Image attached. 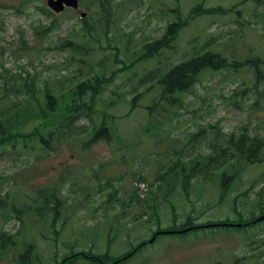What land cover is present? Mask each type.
Returning <instances> with one entry per match:
<instances>
[{"label": "rangeland", "instance_id": "374dc122", "mask_svg": "<svg viewBox=\"0 0 264 264\" xmlns=\"http://www.w3.org/2000/svg\"><path fill=\"white\" fill-rule=\"evenodd\" d=\"M79 1L77 11L58 14L46 0H0V74L3 63L22 75L18 84L35 78L38 86L49 82L60 91L58 82L75 69L65 68L70 51L60 47L69 37L95 48L80 59L91 63L99 75L114 76L103 84L96 103L100 113L113 117L109 141L86 144L90 127L55 140L47 152L38 146L15 153L11 146L0 148V196L7 202L0 206V237L10 241L3 242L7 247L0 244V264H97L85 255L105 254L109 256L105 264H112L113 258L141 243L138 252L119 264H264V220L255 223L264 216V151L262 162L247 163L232 159L231 143L232 136L237 140L242 134L264 141V95L260 98L248 90V98L242 99L235 94L254 85V70L264 76V2L112 0L116 14L106 32V17L94 11L98 4ZM178 3L187 23L173 44L151 60L122 70L146 41L164 35L169 22L178 17L173 11ZM217 6L229 10L213 13ZM81 12H86L83 18L89 12L93 15L99 43L90 40L87 31L78 34ZM245 16L241 28L239 21ZM125 37L132 39L131 45ZM23 41L32 49L18 50ZM207 41L222 48L229 61L250 60L252 66L238 68L242 71L237 74L231 67L205 71L179 104H166L169 112L159 117L162 129L154 122L155 113L132 108L136 93L144 91L138 84L132 92L141 75L166 73L197 56ZM3 86L0 77L1 90ZM260 87L264 91V82ZM25 97L23 93L4 97L1 92L0 109L23 103ZM158 98L154 87L137 101L147 106ZM49 121L35 127L41 130ZM77 124L92 126L84 116ZM177 160L186 164L184 171L170 170ZM55 187L59 201L52 192ZM52 207L57 213L47 214ZM16 209L27 211L16 215ZM250 222L254 223L246 225ZM223 223L246 226L156 237L157 232ZM76 254L80 256L73 257Z\"/></svg>", "mask_w": 264, "mask_h": 264}, {"label": "trees", "instance_id": "16d2710c", "mask_svg": "<svg viewBox=\"0 0 264 264\" xmlns=\"http://www.w3.org/2000/svg\"><path fill=\"white\" fill-rule=\"evenodd\" d=\"M96 5L97 11L96 14H100L106 17V32L111 27L110 23L112 17L116 14V10L112 7V0H91ZM252 2H264V0H252ZM179 4V3H178ZM180 5V4H179ZM178 5L177 13L181 12V7ZM195 8V7H194ZM193 8V9H194ZM228 8L222 6H217L212 9L213 13H225ZM93 15L89 14L80 19L82 25L79 24L80 28L77 30L78 34L83 35L85 31L89 36V39H95L94 42L99 43V37L95 35L96 26L93 23ZM187 21L183 20L180 16L177 17L172 23L167 25L164 35L153 42L146 41L141 47L142 52L133 54L136 57L129 62L128 65L124 66L122 70L131 69L135 67L139 62H144L154 58L159 55L161 50L170 47L176 39L178 32L181 28L186 25ZM52 25L58 27L57 22L52 21ZM240 27L245 26L244 21L239 22ZM77 29V28H76ZM108 35V33H106ZM214 41V39H213ZM125 42L131 45L132 39L130 37H125ZM87 43V42H86ZM80 45L79 42L72 38L63 39L60 43L61 48H66L70 51L69 58L65 61L64 66L68 69L71 66H74L75 69L70 73L69 77L62 79L58 82L60 91L52 87L49 82H45L42 87L36 84V79L32 78L29 81H26L24 84H18L17 81H22L23 79L20 76L13 75L10 70L5 69L3 63V82L4 86L0 93L3 92L4 97L10 93L20 94L23 93L26 95L23 103H15L11 107H7L3 110L0 109V148L11 146L13 153L18 152L20 148L27 149L31 151L32 149L42 148L44 152L53 150L54 141L59 140L63 137H73L79 135L78 133L84 132L91 127V134L89 135L91 142H99L103 139L108 141L111 139V129L110 124L112 122V116L107 115L104 112H101L96 107L97 96L103 90V84L105 86L113 79V75L106 76L105 73L98 74L95 71L91 63H87L84 59H80L79 55L85 56L92 53L93 49L87 44ZM210 44L206 43L202 51L197 54V56L181 61L173 65L170 70L164 74L159 71H153L147 74H143L139 77L136 84L133 85L132 92L137 91L138 84L143 87V92H137L131 105L132 108L143 107L148 110L150 115L156 114L157 118L154 120L155 123L159 125L162 129L163 121H159V117L163 113H168V106L178 103L182 94L189 91L188 89L195 84L198 80L199 74L207 69L212 70H227L226 68L230 64L227 56L220 49H210L206 48ZM23 48H18L21 51L31 50L32 47L28 46L25 41H23ZM1 54H4L2 51ZM115 61H119L118 55L115 57ZM80 63L82 65H80ZM68 65V67H66ZM103 65V61L99 62V67ZM85 67V69H84ZM1 77V76H0ZM138 77V76H137ZM69 80V83L67 81ZM132 80V79H131ZM130 80V81H131ZM261 82H264V76L260 70L256 71L255 83L253 86L247 85L246 89H239L236 91V96L243 98H248L250 91H255L256 94L261 98L264 95V91L259 89ZM156 87L158 89L159 98L153 104L147 106H141L138 103V99L142 98L149 91ZM62 89V90H61ZM250 90V91H248ZM120 96L116 100H119ZM1 100H3L1 98ZM0 100V101H1ZM167 104V105H166ZM57 116V119L55 118ZM86 117L92 124L88 125H78V120L80 117ZM152 117V116H151ZM51 119L47 124L44 125L41 130H39L35 125ZM152 122V124L154 123ZM29 126L30 130L28 132L23 131V128ZM35 129L33 130V128ZM16 131V132H14ZM204 133V131H201ZM18 133L19 135H15ZM56 134V135H55ZM199 136V133L197 134ZM92 137V138H91ZM235 137H231V143L234 144V155L232 159H243L247 163H256L263 161L264 151V141H260L255 136H248L247 134H242L240 137L235 140ZM229 159V158H228ZM225 163V162H222ZM184 164L181 160H177L171 166V171L176 172L184 171ZM221 165V163H220ZM165 172L159 174V180H163L165 177ZM177 174V173H176ZM59 189L56 187L52 189L53 195H55V200L59 201L60 199L57 196ZM9 198V197H8ZM7 204L5 199L0 196V206ZM48 205V200L46 201ZM48 209V207L46 208ZM46 213H57V211H52L53 207L49 209ZM27 210L16 209V215L22 214ZM8 213L9 211H5ZM39 214L44 215L43 211H39ZM254 222L247 223L246 225H252ZM245 224L243 226H246ZM214 226V225H208ZM242 226V227H243ZM10 242L9 239H4L0 237V243ZM4 246V245H2ZM144 243H141L136 248H134L130 253L122 255L113 259L117 264L127 260L131 255L138 252ZM91 260L101 262V260L109 258L108 255H103L102 257H94L92 255H85Z\"/></svg>", "mask_w": 264, "mask_h": 264}, {"label": "water", "instance_id": "95a60500", "mask_svg": "<svg viewBox=\"0 0 264 264\" xmlns=\"http://www.w3.org/2000/svg\"><path fill=\"white\" fill-rule=\"evenodd\" d=\"M49 6L56 12H61L64 10L65 5L73 8L78 7L77 0H48Z\"/></svg>", "mask_w": 264, "mask_h": 264}]
</instances>
